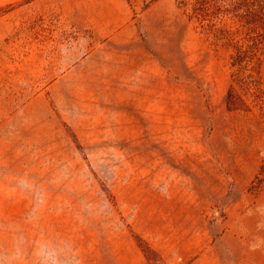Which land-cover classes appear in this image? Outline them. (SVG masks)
<instances>
[{
	"label": "rangeland",
	"instance_id": "374dc122",
	"mask_svg": "<svg viewBox=\"0 0 264 264\" xmlns=\"http://www.w3.org/2000/svg\"><path fill=\"white\" fill-rule=\"evenodd\" d=\"M201 3L0 0V264H264V50L228 109Z\"/></svg>",
	"mask_w": 264,
	"mask_h": 264
},
{
	"label": "trees",
	"instance_id": "16d2710c",
	"mask_svg": "<svg viewBox=\"0 0 264 264\" xmlns=\"http://www.w3.org/2000/svg\"><path fill=\"white\" fill-rule=\"evenodd\" d=\"M213 5H212V4ZM221 9L223 15L236 24L234 29H218L212 35L232 46L229 65L233 81L225 93V105L230 110H246L245 97L259 92L260 54L264 50V0H202L201 10L208 5ZM221 13L216 19H222ZM205 17V16H204ZM204 19V18H203Z\"/></svg>",
	"mask_w": 264,
	"mask_h": 264
}]
</instances>
